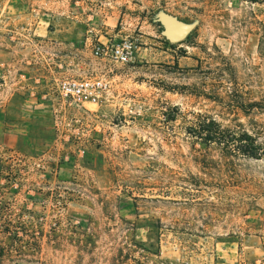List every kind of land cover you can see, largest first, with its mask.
<instances>
[{"label":"rangeland","instance_id":"374dc122","mask_svg":"<svg viewBox=\"0 0 264 264\" xmlns=\"http://www.w3.org/2000/svg\"><path fill=\"white\" fill-rule=\"evenodd\" d=\"M123 37L129 62L93 56ZM104 73L60 110L59 80ZM67 116L92 126V196L23 252L0 226V264H264V0H0V143L37 150Z\"/></svg>","mask_w":264,"mask_h":264},{"label":"built area","instance_id":"2783aa9c","mask_svg":"<svg viewBox=\"0 0 264 264\" xmlns=\"http://www.w3.org/2000/svg\"><path fill=\"white\" fill-rule=\"evenodd\" d=\"M136 48L134 40L123 37L99 41L91 51L95 58L110 67L112 63L129 62ZM110 84L106 73L61 79L56 83L59 108L69 115L85 112L86 103L97 104L110 90ZM50 130L51 137L37 150L0 143V222H4L0 226L4 228L9 224L13 228L12 225H16V236L27 240L30 247L32 237L44 233L36 223L47 218L58 222L68 203L83 204L92 196L91 168L87 162L93 144L89 120L75 116L54 117ZM18 196L23 200L16 204ZM71 220L75 226L81 222V217Z\"/></svg>","mask_w":264,"mask_h":264},{"label":"water","instance_id":"95a60500","mask_svg":"<svg viewBox=\"0 0 264 264\" xmlns=\"http://www.w3.org/2000/svg\"><path fill=\"white\" fill-rule=\"evenodd\" d=\"M164 22L166 24L164 33L170 40H181L191 29L190 25L185 24L172 16H165Z\"/></svg>","mask_w":264,"mask_h":264},{"label":"trees","instance_id":"16d2710c","mask_svg":"<svg viewBox=\"0 0 264 264\" xmlns=\"http://www.w3.org/2000/svg\"><path fill=\"white\" fill-rule=\"evenodd\" d=\"M16 225H12L13 228L9 227L8 225H5L3 228L4 232H9V230L11 231V233L9 234L11 237L7 240V244L10 245V247L16 251L19 252H23L24 250H28L29 249V243L27 240H22L20 238H18L16 236V229L14 228ZM11 248H9L11 250ZM4 253L2 250H0V256H2Z\"/></svg>","mask_w":264,"mask_h":264},{"label":"crops","instance_id":"0c3cea01","mask_svg":"<svg viewBox=\"0 0 264 264\" xmlns=\"http://www.w3.org/2000/svg\"><path fill=\"white\" fill-rule=\"evenodd\" d=\"M4 144H8V143H4ZM11 145H13V144H11Z\"/></svg>","mask_w":264,"mask_h":264}]
</instances>
